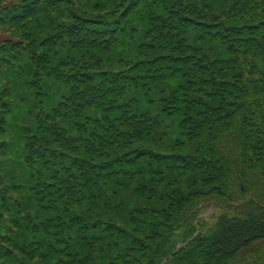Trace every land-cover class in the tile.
<instances>
[{"label": "trees", "instance_id": "1", "mask_svg": "<svg viewBox=\"0 0 264 264\" xmlns=\"http://www.w3.org/2000/svg\"><path fill=\"white\" fill-rule=\"evenodd\" d=\"M0 264H264V0H0Z\"/></svg>", "mask_w": 264, "mask_h": 264}, {"label": "rangeland", "instance_id": "2", "mask_svg": "<svg viewBox=\"0 0 264 264\" xmlns=\"http://www.w3.org/2000/svg\"><path fill=\"white\" fill-rule=\"evenodd\" d=\"M214 212V209H207L204 213V216L208 217L209 219H211L210 215Z\"/></svg>", "mask_w": 264, "mask_h": 264}]
</instances>
